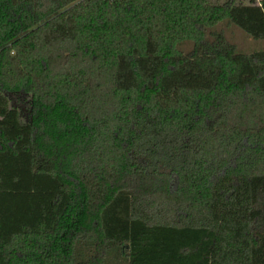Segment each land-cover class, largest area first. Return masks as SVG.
Returning <instances> with one entry per match:
<instances>
[{
  "label": "trees",
  "instance_id": "16d2710c",
  "mask_svg": "<svg viewBox=\"0 0 264 264\" xmlns=\"http://www.w3.org/2000/svg\"><path fill=\"white\" fill-rule=\"evenodd\" d=\"M225 21L264 43V0H0V264H264V50Z\"/></svg>",
  "mask_w": 264,
  "mask_h": 264
},
{
  "label": "rangeland",
  "instance_id": "374dc122",
  "mask_svg": "<svg viewBox=\"0 0 264 264\" xmlns=\"http://www.w3.org/2000/svg\"><path fill=\"white\" fill-rule=\"evenodd\" d=\"M214 3H223L226 0H211ZM236 4H259L261 0H234ZM217 31H221L226 40L237 47V50L241 53L249 54L254 51L264 50V43L256 41L248 37L238 28L228 24L226 21L219 24L216 28ZM13 104L18 108L23 109V119L28 118L27 104L24 101L13 100Z\"/></svg>",
  "mask_w": 264,
  "mask_h": 264
}]
</instances>
